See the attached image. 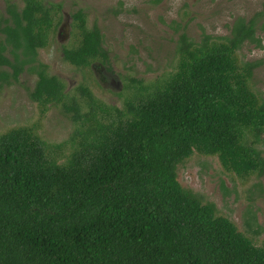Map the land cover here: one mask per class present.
Here are the masks:
<instances>
[{
	"label": "trees",
	"instance_id": "trees-1",
	"mask_svg": "<svg viewBox=\"0 0 264 264\" xmlns=\"http://www.w3.org/2000/svg\"><path fill=\"white\" fill-rule=\"evenodd\" d=\"M23 1L0 11V86L35 71L30 98L43 111L60 106L80 127L63 157L52 148L64 144L33 127L0 135V264H264V246L178 179L195 152L239 177L264 176V98L252 87L260 62L238 57L248 42L262 47L264 12L236 18L222 41L181 33L176 70L119 108L85 85L77 100L49 73L38 53L63 5ZM71 17L80 38L62 48L64 59L110 63L101 29L88 27L83 9Z\"/></svg>",
	"mask_w": 264,
	"mask_h": 264
},
{
	"label": "rangeland",
	"instance_id": "rangeland-1",
	"mask_svg": "<svg viewBox=\"0 0 264 264\" xmlns=\"http://www.w3.org/2000/svg\"><path fill=\"white\" fill-rule=\"evenodd\" d=\"M8 1L23 7V0H0L5 12ZM63 7L51 43L39 50V61L59 76L67 91L82 100L79 85L88 86L105 105L123 108L141 87H151L168 79L176 70L177 41L186 32L195 41L205 35L222 41L229 36L236 18L250 19L264 12V0H45ZM83 9L88 27L97 25L110 52V63L99 61L89 67L67 62L63 47L79 43L80 32L73 27L71 14ZM259 21L262 47L246 43L239 51L241 61H259L252 87L264 98V29ZM38 79L26 69L19 80L0 86V135L18 127H33L54 154L64 156L73 148L70 137L80 127L60 106L46 111L30 98ZM141 82V83H140ZM88 109L84 107V110ZM264 150V145H261ZM178 179L187 189L199 194L204 202H214L218 214L231 219L257 246H264V176L257 173L239 177L226 170L218 156L193 153L178 166Z\"/></svg>",
	"mask_w": 264,
	"mask_h": 264
}]
</instances>
